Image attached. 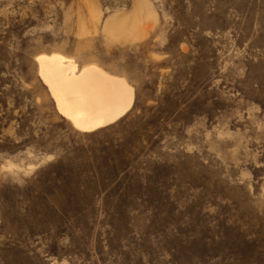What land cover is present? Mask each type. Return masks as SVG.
Wrapping results in <instances>:
<instances>
[{"label": "rangeland", "instance_id": "374dc122", "mask_svg": "<svg viewBox=\"0 0 264 264\" xmlns=\"http://www.w3.org/2000/svg\"><path fill=\"white\" fill-rule=\"evenodd\" d=\"M51 54L131 111L76 130ZM0 264H264V0H0Z\"/></svg>", "mask_w": 264, "mask_h": 264}, {"label": "bare ground", "instance_id": "6f19581e", "mask_svg": "<svg viewBox=\"0 0 264 264\" xmlns=\"http://www.w3.org/2000/svg\"><path fill=\"white\" fill-rule=\"evenodd\" d=\"M36 61L58 112L78 131L111 126L133 108L135 89L125 78L94 64L80 66L60 54L40 55Z\"/></svg>", "mask_w": 264, "mask_h": 264}]
</instances>
